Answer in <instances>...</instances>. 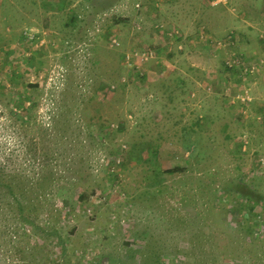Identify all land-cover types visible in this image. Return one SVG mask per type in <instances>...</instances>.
I'll return each instance as SVG.
<instances>
[{"label": "rangeland", "instance_id": "rangeland-1", "mask_svg": "<svg viewBox=\"0 0 264 264\" xmlns=\"http://www.w3.org/2000/svg\"><path fill=\"white\" fill-rule=\"evenodd\" d=\"M240 55L256 76L225 69ZM69 80L78 105L51 154L64 178L5 264H264V207L237 190L264 198V0H0V157L27 162L34 131L63 127Z\"/></svg>", "mask_w": 264, "mask_h": 264}, {"label": "trees", "instance_id": "trees-1", "mask_svg": "<svg viewBox=\"0 0 264 264\" xmlns=\"http://www.w3.org/2000/svg\"><path fill=\"white\" fill-rule=\"evenodd\" d=\"M71 20L74 24L77 21V15H72ZM197 34L199 35L200 33ZM241 58L242 61H244L243 56H241ZM223 64L225 63L223 62ZM246 64H254L256 66V71L254 74L243 72L241 75L256 76L258 62H243L242 65ZM224 67L230 72H233V74H240V68H228L226 65H224ZM9 75V80H13L17 76V71L12 70ZM72 83L73 82L69 80L67 84L60 89V98H57L54 103L55 112L53 121L59 120L60 123H62L61 126L71 124L73 121L71 114L73 113L74 107L78 105V100H76L74 96L75 86ZM38 86L39 84L36 82L29 85L32 89L38 88ZM30 98L31 97H25L19 99L15 104L19 109L29 111L35 107V103ZM14 114L13 117L21 121V123H30V120L28 119H26V121L20 120L25 114L20 115V113L17 112H14ZM67 127L68 126H63L58 130H48L44 133L38 131V135H36V131H34V156L31 155V151H28L30 157L26 158L27 162L22 161L15 165H11L7 159L0 157V264L6 263L8 254L13 250L14 239L16 238L15 235L18 233V227L23 228L25 225L34 224V221L38 216L37 211L43 206L40 204L43 201V198L49 194L51 188L56 182H59L64 178V176L58 174L59 160L56 159V163H54L53 160H55V158L51 156V154L55 155V153L59 151L58 142L65 138L64 136ZM61 130H63V132H61ZM45 136L51 143L50 151L43 144L42 139H45ZM31 160L33 162L32 164H34V168L31 170L32 173L30 174L27 171L28 166L31 164ZM64 165H66V162L63 166ZM184 170L185 167L174 166L165 169L163 172L175 173L183 172ZM78 176H82V173L80 172ZM72 179H74L72 176L65 178L66 181ZM237 190H239L240 193H243L241 195H247L248 200L252 201L249 205L250 210H253L255 204L264 207V198H259L253 191H242L243 187H239ZM84 194L85 191L80 192L79 198L84 199ZM242 206H244V204H242ZM148 259L154 264H163L162 257L159 255L154 256L153 259L152 257Z\"/></svg>", "mask_w": 264, "mask_h": 264}, {"label": "built area", "instance_id": "built-area-1", "mask_svg": "<svg viewBox=\"0 0 264 264\" xmlns=\"http://www.w3.org/2000/svg\"><path fill=\"white\" fill-rule=\"evenodd\" d=\"M212 3H227V0H212ZM136 6L139 7V4L136 3ZM175 29V28H174ZM178 32H180L178 29H175V31L168 33L170 36H175V34ZM115 42L116 39H112L111 42ZM218 44H220V40L216 41ZM173 41H172V37H169V41L167 40V44L172 45ZM180 43V42H179ZM182 45L178 44L177 47L178 49H181ZM172 47H170L169 50H171ZM134 52L133 53H125L124 56V60L125 63L127 64V66H138L139 64H145L146 61H148L149 59H153L155 56V51L156 49L152 48V47H147V48H134L133 49ZM252 62V61H250ZM224 65H226L228 68H240L239 71L240 72H246L249 74H254L256 71V66L254 64H246V65H242L243 61L239 56H230V57H226L224 59ZM241 73V74H242ZM241 90L243 91V93L239 94L237 98L238 102H244V104L249 103L251 101V96L249 95V87L247 86H243L241 88ZM259 161L264 162V157L261 156L259 157Z\"/></svg>", "mask_w": 264, "mask_h": 264}, {"label": "crops", "instance_id": "crops-1", "mask_svg": "<svg viewBox=\"0 0 264 264\" xmlns=\"http://www.w3.org/2000/svg\"><path fill=\"white\" fill-rule=\"evenodd\" d=\"M182 1H188V0H182ZM151 6V5H150ZM153 7V6H152Z\"/></svg>", "mask_w": 264, "mask_h": 264}]
</instances>
